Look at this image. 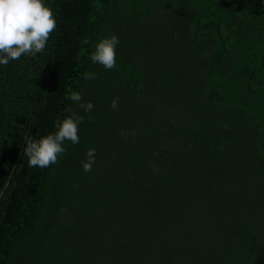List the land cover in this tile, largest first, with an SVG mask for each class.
Returning a JSON list of instances; mask_svg holds the SVG:
<instances>
[{
    "label": "trees",
    "instance_id": "16d2710c",
    "mask_svg": "<svg viewBox=\"0 0 264 264\" xmlns=\"http://www.w3.org/2000/svg\"><path fill=\"white\" fill-rule=\"evenodd\" d=\"M43 2L45 50L0 65V264H264V0ZM68 116L79 143L29 167Z\"/></svg>",
    "mask_w": 264,
    "mask_h": 264
},
{
    "label": "clouds",
    "instance_id": "9594fccd",
    "mask_svg": "<svg viewBox=\"0 0 264 264\" xmlns=\"http://www.w3.org/2000/svg\"><path fill=\"white\" fill-rule=\"evenodd\" d=\"M56 28L52 10L45 6L43 0H0V65H7L10 60H18L22 55L35 56L45 50L51 33ZM119 39L116 36L102 38L96 45L90 59L94 63L111 70L116 67V46ZM85 80L95 79L94 72L83 74ZM69 98L80 102L81 95L70 91ZM85 113L90 112L94 105L91 102L79 103ZM110 107H118V98H114ZM66 112H72L66 108ZM83 116H68L55 122L58 129L39 140L30 135L26 137V147L23 152L28 157L29 167L47 168L58 163V157L66 152L65 141L73 145L79 143L78 125L83 122ZM85 172L91 171L95 163V149L87 152V162H81Z\"/></svg>",
    "mask_w": 264,
    "mask_h": 264
},
{
    "label": "rangeland",
    "instance_id": "374dc122",
    "mask_svg": "<svg viewBox=\"0 0 264 264\" xmlns=\"http://www.w3.org/2000/svg\"><path fill=\"white\" fill-rule=\"evenodd\" d=\"M141 51H142V53H143V56L141 57V61L142 62H144L145 63V65L147 66V65H149V67L151 66V60H153V59H155L156 57H157V55L156 54H147L146 53V51H145V49H141ZM145 54V55H144ZM121 102L124 104V105H127L128 104V100H126V99H121ZM138 115V114H137ZM147 116V115H146ZM149 117V116H148ZM150 118V117H149ZM125 121V120H124ZM125 124H126V126L128 125V126H132V125H134V124H141V121L138 119V116L137 117H133L132 116V118L130 117V118H127V120L125 121ZM117 149V148H116ZM121 149V148H120ZM120 149H117L116 151V155L118 156V155H122V153H121V151H120ZM114 166V165H113ZM108 168H109V170H112V169H110V168H112L111 167V164L108 166Z\"/></svg>",
    "mask_w": 264,
    "mask_h": 264
}]
</instances>
